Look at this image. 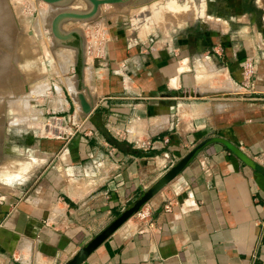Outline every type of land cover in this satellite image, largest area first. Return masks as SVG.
Instances as JSON below:
<instances>
[{
    "label": "crops",
    "instance_id": "obj_1",
    "mask_svg": "<svg viewBox=\"0 0 264 264\" xmlns=\"http://www.w3.org/2000/svg\"><path fill=\"white\" fill-rule=\"evenodd\" d=\"M225 5L223 27L116 37L87 61L92 114L74 106L51 165L0 196V264H67L210 138L235 152L207 147L142 208L152 227L134 215L83 264H264V2Z\"/></svg>",
    "mask_w": 264,
    "mask_h": 264
},
{
    "label": "rangeland",
    "instance_id": "obj_2",
    "mask_svg": "<svg viewBox=\"0 0 264 264\" xmlns=\"http://www.w3.org/2000/svg\"><path fill=\"white\" fill-rule=\"evenodd\" d=\"M229 1L136 0L121 6L102 7L97 20L85 24L69 22L63 25V29L65 31L83 30L87 44L86 58H91L92 66L96 58H107L108 44H111L116 37L119 38L117 40H123L126 39L125 36L132 35L136 39H143L145 37L142 38V35L145 33L152 32L153 35L158 36L159 32L165 29L178 30L186 34L187 30L189 31L192 27L196 28V33L203 29L223 27L224 22L230 17V6L225 5ZM4 2L7 10L5 28L8 26L7 31L12 37L6 43L7 45H4L5 42L0 35V50L2 48L0 55H3L5 63L4 67L1 68L2 70L0 69V72L4 74L3 77V74L0 73V164L25 159L29 153L34 159L42 161V163L35 168L31 173V178L24 185L8 187L0 184L1 197L6 194L17 196L22 189H29L36 177L51 165L53 148L58 146L60 142H67L74 132L67 126H71L74 106L77 107L76 98L62 85L66 80L65 78H71V69L66 73H59L58 64H56L59 51L62 53L66 49L61 48L60 50L55 46L48 24L47 27L45 26L47 30L44 29L43 35L36 36L34 31L35 20L39 17V11L50 9L51 6L43 2L36 4L32 0H4ZM180 2L184 4L181 5ZM243 2H247L250 11L254 8V4L263 8L264 0H243ZM141 5L144 6L139 9ZM69 8L86 11L89 6L84 0H75ZM55 13V9L51 8L48 18H52ZM198 14L201 16L204 14V16L198 17ZM181 18H185L183 22H180L183 20ZM26 41L29 42V46L24 49L23 42L26 43ZM74 44L76 46L78 43ZM70 53L74 54L73 67H75L76 53L73 51ZM76 72L78 74V70ZM75 76L72 79L76 83ZM39 83L45 85L48 83L47 86L49 85V89L44 94L30 96L28 104H22L17 108L8 104L10 99L26 98L31 88ZM76 86L75 90H77ZM26 87L29 88L28 93L25 91ZM58 87L63 90L62 100H59ZM10 94L13 98L9 97ZM69 115L71 117H68ZM75 124L79 126L78 123ZM5 138H7L6 144ZM14 140H20L21 143L13 144L12 141ZM13 147L24 152L25 156L22 157L18 153H13L11 151ZM40 148L48 150L43 151ZM4 149L6 150L5 155L2 154Z\"/></svg>",
    "mask_w": 264,
    "mask_h": 264
},
{
    "label": "water",
    "instance_id": "obj_3",
    "mask_svg": "<svg viewBox=\"0 0 264 264\" xmlns=\"http://www.w3.org/2000/svg\"><path fill=\"white\" fill-rule=\"evenodd\" d=\"M41 2L51 6L55 9L56 13L50 21V30L53 38V43L58 48L71 50L76 53L75 68L78 74L75 76L76 88L78 94L76 96L77 103L81 115L85 118L90 117L93 111L92 98L89 94V89L85 85L83 79L87 67L86 58V41L85 33L82 29H75L65 31L63 25L69 22L91 23L99 18L102 7L105 6H121L136 0H84L89 8L86 11L73 10L69 6L75 0H40ZM74 43H78L76 46ZM25 91L28 93L29 88L26 87ZM5 144L7 138H5ZM13 144H20V140L12 141ZM221 144L232 151L235 150L230 146L229 142L221 138L207 139L196 147H194L186 156H184L176 165L168 170L162 178L156 182L148 191H146L130 208L124 211L117 217L111 224L102 230L95 238L83 249L79 250L67 264H83L97 250L105 241H107L115 232H117L128 220L134 215L139 213L150 200L161 192L169 183H171L180 173H182L193 160L207 147ZM6 154V150L2 151Z\"/></svg>",
    "mask_w": 264,
    "mask_h": 264
},
{
    "label": "bare ground",
    "instance_id": "obj_4",
    "mask_svg": "<svg viewBox=\"0 0 264 264\" xmlns=\"http://www.w3.org/2000/svg\"><path fill=\"white\" fill-rule=\"evenodd\" d=\"M31 1V0H30ZM35 1V3L37 4V2H41L40 0H32V2H34ZM130 3V2H129ZM181 3V2H180ZM179 3V4H180ZM34 4V3H33ZM81 4V3H80ZM173 4V3H172ZM184 3H181V5H183ZM5 2H4V0L2 1V0H0V35H1V39L3 40V42H5L4 43V45L6 44V43H8L9 41H10V38L12 37L11 36V34H9L8 33V31H7V27L5 28V24H6V9H5ZM8 6V5H7ZM36 6V5H35ZM142 6H144V5H141V6H139V9H141V8H143ZM75 8V7H74ZM181 8H182V6H181ZM49 8H47V9H42V10H40L39 11V17H38V19L37 20H35L36 21V23H35V26H34V31H35V33H36V36H41V35H43L45 32H43L44 31V29H46L47 30V28H45V26L48 24V28H49V31L51 32V30H50V27H49V23H50V19L48 18L49 17V14H50V9L48 10ZM136 9V8H135ZM184 9V8H183ZM19 13H21V12H19ZM143 13V12H142ZM187 18V17H186ZM181 19H183V20H181L180 22H183L184 21V19L185 18H181ZM179 20H180V18H179ZM8 21H9V19H8ZM129 21V20H128ZM86 26V25H85ZM47 27V26H46ZM12 29V28H11ZM10 32V31H9ZM50 32H48V33H50ZM51 37V36H50ZM28 41H26V43L25 42H23V44H24V49H26V47H28L29 45H28ZM47 44V43H46ZM3 45V46H4ZM7 45V44H6ZM1 47H2V45H1ZM6 48V47H5ZM1 50H2V48H1ZM1 50H0V54H2V52H1ZM33 51H34V49H32ZM31 50V51H32ZM60 50H61V48H60ZM35 52V51H34ZM60 52V54L58 55V59H57V57H56V59H57V63L56 64H58V72L59 73H66V72H68L70 69H71V67L74 65V60H73V55L74 54H72V53H70V52H72L71 50H68V51H63L62 53H61V51H59ZM5 53V52H4ZM74 53V52H73ZM36 54V53H35ZM56 55V54H55ZM57 56V55H56ZM89 62H91V58H89L88 57V59H87ZM4 59H3V55H0V69L2 68V67H4ZM6 66V65H5ZM57 69V68H56ZM60 69V70H59ZM2 70V69H1ZM8 71V70H7ZM1 73V72H0ZM7 73V72H6ZM1 74H3V73H1ZM3 77H4V74H3ZM16 79V78H15ZM4 80V79H3ZM75 81V80H74ZM48 84V83H47ZM47 84L45 85V84H42V83H39L38 85H36L35 87H33V88H31V90H30V92H29V94L27 95V97L26 98H24V99H21L20 97H16L17 99H13V100H11L10 99V101L8 102V104L9 105H11L12 107H19L20 105H22V104H28L27 102L28 101H30L29 100V98H30V96H38V95H42V94H44L45 93V91L47 90V89H49V85L47 86ZM76 84V83H75ZM74 83H73V80L72 79H66L65 81H64V85L67 87V90L69 89V91H70V93L72 92L73 93V91L75 92V85ZM3 87V86H2ZM16 88V87H15ZM55 88H57V87H55ZM59 91V92H58ZM58 95H59V100H62V88H60V87H58ZM77 92H78V90H77ZM10 93H12V92H10ZM14 93V92H13ZM76 94V93H75ZM78 94V93H77ZM6 95V94H5ZM4 95V96H5ZM11 96H9V97H12V94H10ZM14 95V94H13ZM3 96V95H2ZM29 96V97H28ZM74 96V95H73ZM77 96V95H76ZM1 97V96H0ZM6 97V96H5ZM23 97V96H22ZM75 97V96H74ZM3 98V97H2ZM7 98H8V96H7ZM13 98V97H12ZM76 98V97H75ZM4 100V99H3ZM58 100V101H59ZM75 101H77V99H75ZM62 102V101H61ZM77 103V102H76ZM77 105H78V103H77ZM7 106V105H6ZM79 106V105H78ZM10 107V106H9ZM79 108V107H78ZM79 111V110H78ZM75 122V121H74ZM55 129H56V127H55ZM58 129V128H57ZM62 130V129H61ZM66 130V129H65ZM67 132H68V130H67ZM36 168V167H35ZM35 168L33 169V171L35 170ZM32 171V172H33ZM31 172V173H32Z\"/></svg>",
    "mask_w": 264,
    "mask_h": 264
},
{
    "label": "clouds",
    "instance_id": "obj_5",
    "mask_svg": "<svg viewBox=\"0 0 264 264\" xmlns=\"http://www.w3.org/2000/svg\"><path fill=\"white\" fill-rule=\"evenodd\" d=\"M13 153H18L20 156H25V153L18 148L11 149ZM42 161H37L29 153L25 159H17L9 161L5 164H0V184L8 187H17L26 184L31 178V172Z\"/></svg>",
    "mask_w": 264,
    "mask_h": 264
},
{
    "label": "built area",
    "instance_id": "obj_6",
    "mask_svg": "<svg viewBox=\"0 0 264 264\" xmlns=\"http://www.w3.org/2000/svg\"><path fill=\"white\" fill-rule=\"evenodd\" d=\"M244 70H245V76L248 80L251 79V77L253 76L254 72H255V67L252 64H248L246 63L244 66ZM251 88H253V85H251ZM74 117H73V122H72V126H67L70 130H72V127L75 125L74 123ZM89 136H93L96 134L95 130H90L89 132ZM166 211H171L172 210V203L168 204L165 207ZM136 216L139 218V220L145 224H148L150 227L153 226L152 222H151V215L149 211H144L141 210L139 213L136 214Z\"/></svg>",
    "mask_w": 264,
    "mask_h": 264
},
{
    "label": "flooded vegetation",
    "instance_id": "obj_7",
    "mask_svg": "<svg viewBox=\"0 0 264 264\" xmlns=\"http://www.w3.org/2000/svg\"><path fill=\"white\" fill-rule=\"evenodd\" d=\"M245 7H247L248 6V4H247V2H245V5H244Z\"/></svg>",
    "mask_w": 264,
    "mask_h": 264
}]
</instances>
